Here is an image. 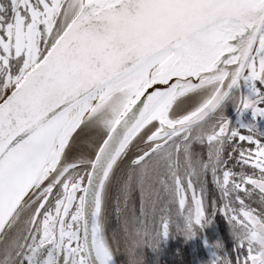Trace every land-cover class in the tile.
<instances>
[{"label": "snow or ice", "instance_id": "6c2138e0", "mask_svg": "<svg viewBox=\"0 0 264 264\" xmlns=\"http://www.w3.org/2000/svg\"><path fill=\"white\" fill-rule=\"evenodd\" d=\"M262 121L264 0H0V264H144L217 213L251 239L208 264H264Z\"/></svg>", "mask_w": 264, "mask_h": 264}, {"label": "flooded vegetation", "instance_id": "af4514ba", "mask_svg": "<svg viewBox=\"0 0 264 264\" xmlns=\"http://www.w3.org/2000/svg\"><path fill=\"white\" fill-rule=\"evenodd\" d=\"M227 114L234 117V109L228 106ZM264 124V121H262ZM239 171V167L236 169ZM248 170V169H246ZM243 195V193H241ZM212 196L218 198V190L209 183V199ZM133 199L139 206V194L133 193ZM258 193L253 198H246V203L253 208L260 209ZM112 229L119 230V222L115 213H111L109 223V234ZM222 242L223 248L219 251H234L236 241L229 232V224L222 214L217 213L211 223L206 224L203 228L196 226V235L186 237L182 232L170 234L167 238L161 240L155 250L145 245L143 248L144 264H208L212 253L218 251L217 242ZM119 259L123 260L124 255L121 253Z\"/></svg>", "mask_w": 264, "mask_h": 264}, {"label": "clouds", "instance_id": "9594fccd", "mask_svg": "<svg viewBox=\"0 0 264 264\" xmlns=\"http://www.w3.org/2000/svg\"><path fill=\"white\" fill-rule=\"evenodd\" d=\"M229 232L232 238L236 241L240 239H251L250 230L236 224H229ZM184 235L186 237H191L190 233ZM258 243H260L261 246L264 247V237H260ZM220 244L223 245L222 242H220Z\"/></svg>", "mask_w": 264, "mask_h": 264}]
</instances>
